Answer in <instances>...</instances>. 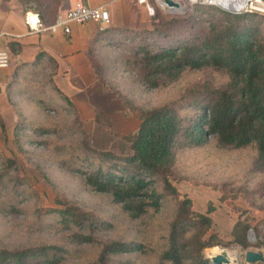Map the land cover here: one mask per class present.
Masks as SVG:
<instances>
[{
    "label": "trees",
    "instance_id": "trees-1",
    "mask_svg": "<svg viewBox=\"0 0 264 264\" xmlns=\"http://www.w3.org/2000/svg\"><path fill=\"white\" fill-rule=\"evenodd\" d=\"M32 1L42 7L43 0ZM148 2L154 10L149 17V29L120 30L105 42L133 48L140 82L154 89L175 81L184 70L204 68L224 72L227 81L220 87L192 85L175 98L149 108H136L124 100L139 117L136 130L122 137L130 154L118 156L95 150L82 136L77 155L81 161L71 171L81 176L90 190L108 195L131 219L142 217L149 209L158 211L166 200H171L175 209L157 264H210L202 250L219 244L213 235L202 238L211 225L207 215L211 210L207 208L205 213L191 210V200L177 191L173 185L176 159L181 151L204 147L215 140L219 149L252 146L256 151L252 168L264 172V16L253 12L231 13L199 3L183 15H172L158 11L153 0ZM35 12L44 25H50L55 18L45 24V13L36 9ZM91 51L93 47L88 50L93 73L101 78V68L92 63ZM18 79L14 71L6 89H12ZM55 91L70 102L57 88ZM20 124L14 126V136L22 130L21 120ZM39 133L50 134L46 129H39ZM2 166L6 172L14 170L15 158L3 157ZM12 179L14 185L27 184L17 175ZM259 186L264 194V182ZM57 203L63 207L46 212L58 216L72 231L76 245L96 248L87 264H111L112 257L140 255L149 250L136 238L96 237V231L105 222L73 203L59 200ZM10 208L16 212L9 202L0 203L4 215L10 213ZM250 228L246 217L238 216L230 230V242L242 249L250 246L246 238ZM251 230L256 232L253 227ZM253 245L264 242L256 241ZM73 257V250L63 243L36 241L14 246L0 243V264H61ZM119 261L130 264L128 260Z\"/></svg>",
    "mask_w": 264,
    "mask_h": 264
},
{
    "label": "rangeland",
    "instance_id": "rangeland-1",
    "mask_svg": "<svg viewBox=\"0 0 264 264\" xmlns=\"http://www.w3.org/2000/svg\"><path fill=\"white\" fill-rule=\"evenodd\" d=\"M153 1L158 11L172 15H183L193 5L178 0L180 8L170 11ZM149 28L148 23L142 29ZM90 56L92 63L101 68V78L94 73L95 93L89 97L82 93L71 98L66 95L53 82L52 67L47 65L22 77L7 92L14 120L6 129L0 117V203L9 202L15 206L16 212L10 208L6 216L0 210V243L4 246L36 241L63 243L73 250L74 257L61 264H87L96 248L76 245L72 231L58 216L46 212L62 208L58 200L67 201L91 211L105 222L96 231V237L136 238L149 249L140 255L112 257L111 264H119V260H128L130 264H157L175 203L166 200L158 211L149 209L138 219L129 218L108 195L90 190L82 177L71 171L81 161L77 156L81 138L83 136L95 150L128 155L130 149L122 137L136 130L139 117L124 100L136 108H149L175 98L195 84L220 87L227 81V75L214 68L187 69L175 81L150 89L140 82L133 48L109 42L94 48ZM55 88L73 106L61 99ZM84 100L92 115L79 104ZM20 120L22 130L14 136V126L17 122L21 125ZM39 129H46L50 134H40ZM255 155L252 146L219 149L215 140H210L204 147L178 153L173 185L191 200V210L198 213H205L207 208L211 210L207 213L211 225L202 238L213 235L219 240L218 245L202 250L203 257L216 253L220 247L238 254L247 249H264V245H253L256 241L264 242V194L259 186L264 182V172L253 170ZM3 157L15 158L14 170L5 171ZM14 175L26 180L27 184L14 185ZM238 216L246 217L249 226L256 231L249 229L254 239H247L250 246L245 249L230 242V230Z\"/></svg>",
    "mask_w": 264,
    "mask_h": 264
},
{
    "label": "crops",
    "instance_id": "crops-1",
    "mask_svg": "<svg viewBox=\"0 0 264 264\" xmlns=\"http://www.w3.org/2000/svg\"><path fill=\"white\" fill-rule=\"evenodd\" d=\"M43 1L42 7H39L32 0H0V50H7L10 57L8 66L0 68V117L6 129L10 128L14 120L6 94V87L14 71L19 81L25 75L35 72L38 66H51L53 82L57 88L70 98L77 93L89 97L95 93L89 48L105 44L108 36L114 32L146 28L149 23L150 14L136 0ZM76 1L89 7L105 8L109 15L108 23L98 29L99 25L92 21L70 22L68 33H64L61 28L36 33L27 31L23 23V14L27 9L43 11L44 22L48 24L56 14H63L73 7ZM83 102L79 104L92 115L86 100Z\"/></svg>",
    "mask_w": 264,
    "mask_h": 264
},
{
    "label": "built area",
    "instance_id": "built-area-1",
    "mask_svg": "<svg viewBox=\"0 0 264 264\" xmlns=\"http://www.w3.org/2000/svg\"><path fill=\"white\" fill-rule=\"evenodd\" d=\"M137 3L146 7L148 13L151 15L152 8L148 3V0H136ZM178 2V0H174ZM190 4H205L210 6H216L231 13H257L264 16V0H186ZM161 6L165 7L163 0H156ZM109 15L103 7H89L82 4L80 1H76L73 7L68 9L63 14H56L53 22L50 25H44L39 15L30 9H27L23 14V23L26 26L28 32L36 33L45 29L54 30L61 28L64 33H68V23L77 22L85 23L92 21L99 25L98 29H101L102 25L108 23ZM9 64V53L7 50H0V68L7 67Z\"/></svg>",
    "mask_w": 264,
    "mask_h": 264
},
{
    "label": "water",
    "instance_id": "water-1",
    "mask_svg": "<svg viewBox=\"0 0 264 264\" xmlns=\"http://www.w3.org/2000/svg\"><path fill=\"white\" fill-rule=\"evenodd\" d=\"M165 7L174 11L176 8H180L178 2L174 0H163ZM264 231V225L262 226ZM248 240H253L254 236L252 231H248ZM236 252V251H234ZM204 258L208 260L210 264H258L264 263V249L262 250H244L242 253H233V251H228L224 248H219V252L213 253L212 255L205 254Z\"/></svg>",
    "mask_w": 264,
    "mask_h": 264
},
{
    "label": "bare ground",
    "instance_id": "bare-ground-1",
    "mask_svg": "<svg viewBox=\"0 0 264 264\" xmlns=\"http://www.w3.org/2000/svg\"><path fill=\"white\" fill-rule=\"evenodd\" d=\"M176 9H177V8H176ZM178 9H179V8H178ZM217 252H219V250H217ZM217 252H216V253H217ZM233 253H236V252L233 251ZM212 254H213V253H210L209 255H212Z\"/></svg>",
    "mask_w": 264,
    "mask_h": 264
}]
</instances>
